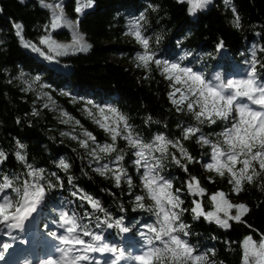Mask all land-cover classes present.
<instances>
[{"label": "trees", "instance_id": "obj_1", "mask_svg": "<svg viewBox=\"0 0 264 264\" xmlns=\"http://www.w3.org/2000/svg\"><path fill=\"white\" fill-rule=\"evenodd\" d=\"M61 2L65 13L77 21L78 30L90 47L88 51L56 57L57 64L53 65L25 51L18 42L15 26L21 25L22 37L36 43L50 33L69 38L68 32L61 28L49 31L51 12L38 0H0V151L8 156L0 164V175L27 179L25 164L15 158L19 142L24 145L27 163L43 170L46 179L41 183L48 179L55 182L53 172L63 183L62 188L47 192L38 209L37 246H42L43 236L51 235L45 226L58 219L61 202L65 201L79 214L91 212L72 196L77 188L99 200L113 221L121 219L123 226L130 228L125 236L115 227L95 228L94 219L91 223L83 221L89 223L92 231L115 240L117 248L125 253L132 247L145 245L140 243L137 232L142 225L156 221L151 212L136 207L137 195H145L146 207L152 202L145 194L142 170L134 165L133 150L127 141L118 138L117 147L123 150L121 163L132 179L131 188L123 181L117 187L114 180L93 169L88 151L80 147L78 139L70 136L61 112L51 109L52 104H49L56 103L76 117L97 142L110 143L108 135L82 113L83 106L90 101L118 109L145 142L164 135L183 144L194 158L188 165L189 171H183L170 158L164 160L159 169L160 175L172 181L175 190L181 189L182 207L189 209L181 219L190 226V235H179L198 253L214 250L215 255L209 256L211 263L208 264H242L244 238L252 235L258 241L264 234V176L251 185L245 184L244 191L237 195L227 175L211 176L206 172L204 163L211 160V147L198 143L197 137L183 140L182 129L198 126L215 143L226 123L197 125L190 113L176 111L169 100L170 82L161 74V69L155 64L150 65V70L138 66L137 56L143 54V48L131 34V27L132 23H139L156 59L192 67L206 78L219 75L222 81L230 80L233 73L239 78L238 71L244 70L252 58L251 47L258 45L260 49H255L256 59L260 61L258 75L264 78V67H261L264 65V0H231L229 5L224 0H212L204 10L194 14L189 12L188 3L178 0H93L90 7L83 2L79 13L74 10V0ZM233 7L240 17L239 28L234 26ZM221 43L223 48H220ZM40 46L46 49L43 44ZM36 77L39 79L34 83ZM29 85L31 90H28ZM46 103L48 108L44 107ZM34 111L38 115H33ZM169 152L180 155L174 148H169ZM61 160L70 164L67 172L58 167ZM190 176L199 179L205 189L204 196L187 192L186 181ZM69 177H73L72 184L68 183ZM218 191L248 205L250 211L243 217L245 223L230 221L232 226L224 229L203 217L193 219L192 199L202 201L204 211L208 212L212 209L210 197ZM92 215L104 219V213Z\"/></svg>", "mask_w": 264, "mask_h": 264}, {"label": "snow or ice", "instance_id": "obj_2", "mask_svg": "<svg viewBox=\"0 0 264 264\" xmlns=\"http://www.w3.org/2000/svg\"><path fill=\"white\" fill-rule=\"evenodd\" d=\"M77 2L79 4V0ZM178 2L188 3L189 12L195 13L197 10L206 8L211 0H178ZM92 3L93 0H88L87 6L90 7ZM224 3L229 5L231 0H224ZM41 6L53 10L52 29L64 26L62 4L57 3L53 6L41 0ZM82 7L78 6L75 11L81 12ZM232 12L234 26L239 28V14L234 7ZM15 27L16 35L23 40L22 26L17 24ZM131 34L143 48V54L137 56L138 66L150 70V65L155 64L158 69H161V74L170 82L169 100L176 111L190 113L197 125H217L218 121L226 123V127L217 134L218 138L215 143L198 126L189 125L182 129L183 140L197 137L198 143L211 147L212 162L206 164V170L215 172L220 177L227 175L232 191L237 195L244 191L245 184L251 185L257 178L264 176V78L258 75L257 66L260 61L256 59L255 51L252 52L251 60L247 62L249 67L245 78L222 81L217 75L214 80H208L202 73L194 71L192 67L156 59L151 54L149 39L142 35L139 23L132 26ZM40 43L47 46V54L28 42L24 43V47L31 48L33 52L39 53L49 61L70 52L88 51L90 47L83 42V36L79 34L74 35L71 45L59 44L50 37H45ZM220 48H223L222 43ZM38 79L39 77H36L33 82L35 83ZM28 90H31V85ZM47 98L51 101L50 96ZM88 103L91 106L86 107L84 111L94 123L104 130L111 142L100 144L92 133L82 130L84 138L79 140L80 147L86 149L92 160L96 162L115 153L111 161L116 165L115 167L103 164L95 171L101 176L114 180L117 187L123 181L131 188L132 179L121 163L124 160L123 150L117 147L118 138L126 140L135 156L134 165L138 169H145L142 177L143 189L147 198L152 202L146 207L145 195H137L135 197L136 207L151 212L156 217V221L146 226V232L141 233L146 240L147 250L140 255L126 257L122 250L104 243V237L92 231L89 223L94 219L95 228L100 229L106 226L112 229L115 227L122 233H128L130 228L123 226L121 219L113 221L99 200L77 188L72 192V196L82 201L91 209V212L85 211L79 214L73 209L71 213L69 211L60 213L59 226L63 229V234L51 233V235L62 246L58 249L61 255L58 260H48L46 264H84L90 261L89 253L97 252L111 253L114 259L110 264H120L126 259H130L134 264H208L209 256H214L215 251L199 254L198 250L190 246L186 240L181 239L180 233L184 236L190 235V226L181 219L189 209L182 207L184 200L180 195L181 189L173 191L172 181L159 173V169L163 167L162 162L168 158L183 171L188 172V165L194 162V158L179 140L173 141L164 135H156L151 142H145L133 131L127 116L118 109L98 107L90 101ZM44 107L48 108L49 104L46 103ZM33 115H38V113L34 111ZM61 117L63 123L79 125V121L74 120L66 112L61 111ZM147 119L151 121V117ZM76 138L73 137V139ZM169 148L176 149L180 154L179 157L175 153H170ZM17 149L15 158L25 164L27 179L21 180L16 175H0V225L10 230L23 231L25 222L29 221L38 211L47 192L57 187L62 188L63 183L55 172L51 173L52 177H56L55 182L48 179L45 183H41L46 179L43 170H38L27 163V158L23 154V144L17 142ZM7 159V154L0 151V164ZM58 167L67 172L70 164L61 160ZM68 183H73V177L68 178ZM186 187L187 192L193 196L205 195V189L195 176L189 177ZM210 201L215 210L205 212L202 201L193 200V207L190 209L193 219L198 220L203 217L224 229L232 226L230 221L238 224L245 223L243 217L250 211L245 203L233 204L223 192L212 195ZM233 209H235V215L231 214ZM95 212L104 213V219L99 216L94 217L92 213ZM220 213H223V218L219 215ZM85 220L89 223H83ZM248 227L251 226L248 225ZM84 237L89 239L85 240ZM11 247V244L3 245L5 252ZM2 258L0 256V259ZM90 264H100V262L91 261ZM242 264H264V234L260 235L258 241L252 235L244 238Z\"/></svg>", "mask_w": 264, "mask_h": 264}, {"label": "rangeland", "instance_id": "obj_3", "mask_svg": "<svg viewBox=\"0 0 264 264\" xmlns=\"http://www.w3.org/2000/svg\"><path fill=\"white\" fill-rule=\"evenodd\" d=\"M62 0H44V3L46 4H51V5H56L57 3H60L62 4L61 2ZM212 1V0H211ZM39 4L41 5V0H38ZM74 10L78 7V6H82V3L84 2L85 5L87 6V3H88V0H79V4L77 2V0H74ZM190 7V5H189ZM83 8V7H82ZM50 12H51V16H52V9H49L47 8ZM205 9V8H204ZM204 9H201V10H204ZM78 13V12H77ZM194 14V13H192ZM51 21H52V18H51ZM63 24L64 26L63 27H58V28H61V29H65L68 34H69V38H59L57 37L56 35L50 33V34H47V35H44L42 37L39 38V43H36V42H33V41H30V40H27L25 38H23V40L21 39V37H18L17 36V39H18V42L19 44L25 49V51L29 52V53H32V54H36L37 57H40V58H44V56H41L39 53L37 52H33L31 50V48H26L24 47V43L25 42H28L30 44H33L35 45L37 48H39L41 51L45 52L47 54V46L44 45L46 47V49H44L43 47L40 46V41L42 39H44L45 37H50L52 40H54L55 42L59 43V44H62V45H71L72 42H73V37L75 34H79L81 36L82 33L78 30V27H77V21H75L71 16L67 15L64 11V21H63ZM135 25V23H132V26ZM75 26V27H73ZM132 29V27H131ZM55 29H52L51 28V22H50V25H49V31H53ZM17 31V29H15V32ZM83 42L87 45L88 42L85 40L84 36H83ZM260 49L258 45H255V46H252L251 47V50H250V53L252 54L253 51H255V49ZM71 53V52H70ZM51 64L53 65H56L57 64V60L55 58V60L53 61H49ZM170 62V61H169ZM244 61H241L240 63H243ZM170 63H178V62H170ZM181 66H184V65H181ZM249 67V64L246 63V65L244 66V70H241V71H238V74H239V78H236L234 73L233 74H230V79L234 80V79H241V78H245V74H246V70L248 69ZM257 68L259 69V67L257 66ZM258 72H260V70H258ZM215 76L217 75H212L210 77H207L206 79L208 80H214ZM177 87H179V85H177ZM177 97H179V93H177ZM92 104L98 106V107H105V108H108L110 107L109 104H104V105H97L96 103H93L91 102ZM49 104H52V106L50 107L51 109L53 110H56V111H63V112H66L64 110H62L60 107H58V105L56 103H49ZM91 105H89V103L87 105H84L83 106V114L87 116L86 112L84 111V109L86 107H90ZM95 111V110H94ZM67 113V112H66ZM69 114V113H68ZM61 115V114H60ZM71 117L74 118V120L76 121H79L76 117H74L73 115L69 114ZM88 117V116H87ZM62 118V117H61ZM91 121H93L92 119H90ZM66 126L67 128L69 129L68 130V133L70 134V136L72 137H77L76 139L80 140V139H83L84 137L82 136V130H85L82 128V125L79 121V125H74L72 123H66ZM99 127V126H98ZM100 128V127H99ZM101 129V128H100ZM103 130V129H102ZM104 131V130H103ZM100 143V142H98ZM100 144H104V143H100ZM133 153V151H132ZM157 155V154H156ZM88 157H89V162L92 164L93 166V169L95 170L96 168L100 167L101 165L103 164H108L109 167H115L116 165L111 163V161L114 159V157H105L104 159H101L99 162H96V161H93L91 156L88 154ZM134 160H135V156H134ZM212 160L210 161H205L204 163V166H206V164L208 163H211ZM142 170V177L144 175V172H145V169L141 168ZM206 170V168H205ZM207 173H209L211 176H214L216 175L215 172H211V171H207ZM166 179H169L167 177H165ZM170 180V179H169ZM173 191H175V189L173 188ZM218 192H222V191H218ZM217 193V192H216ZM216 193H213L212 195L216 194ZM224 193V192H223ZM211 195V196H212ZM197 197H200V196H197ZM227 197V196H226ZM227 199L233 203V204H239V203H242L240 200L238 199H234V198H229L227 197ZM193 200H198V199H192V202ZM63 201V200H62ZM61 207L58 208V219L56 221H52V222H49L45 228H47L51 233H56L57 235H61L63 234V229L59 226V216H60V213L62 211H69L71 213L72 211V208H69L68 205L65 203V201L61 202ZM192 207H193V203H192ZM214 206L212 205V209L210 211H214ZM232 215H235V209L232 210ZM222 218H223V213H220L219 214ZM149 224H144L141 226L142 229H140L138 232H137V235H138V239L140 240V243H143L145 244L144 246L142 245H139V246H136V247H132V249L129 251V253H125L122 249H119V250H122L125 254L126 257H131V256H134V255H140L142 254L144 251L147 250V243H146V240L141 236V233L142 232H146V226H148ZM152 225V224H151ZM19 229H8L6 226L4 225H0V256H2L3 258L0 259V263H3V261L8 257V249L6 252L4 251L3 249V245L4 244H11L12 247L11 248H16L17 246H20L22 243H23V240H25L26 238V234L24 233V231H20V234H16L18 232ZM98 234H100L98 231H94ZM50 233V234H51ZM124 235L126 236V233H124ZM104 237V243H107L110 247H115L117 248V242L115 240H112V239H109V238H106L105 236ZM85 240H88L89 238L87 237H84ZM42 246H36V248H34V251H30V252H25V254L23 255V257H17L15 258V262L13 264H46V261L48 260H58L60 258V252L58 251V249L60 247H62L60 244H59V241L57 239H54L52 237V235L50 236H45L44 237V241H42ZM139 243V242H138ZM47 249V250H46ZM118 249V248H117ZM37 250V251H35ZM36 252V253H35ZM201 254V253H199ZM89 257H90V261L88 262H84V264H90L91 261H99L100 264H105V262H107V264H110V262L114 259V257L112 256L111 253H89ZM241 262H242V257H241ZM208 263H211V260L209 259ZM120 264H134L133 261H131L130 259H126V260H122L120 262Z\"/></svg>", "mask_w": 264, "mask_h": 264}, {"label": "bare ground", "instance_id": "obj_4", "mask_svg": "<svg viewBox=\"0 0 264 264\" xmlns=\"http://www.w3.org/2000/svg\"><path fill=\"white\" fill-rule=\"evenodd\" d=\"M25 231H26V228H25ZM16 234H20V231L18 230V232ZM27 236L28 233H25ZM47 250V249H46ZM37 251V250H35ZM38 252V251H37ZM36 253V252H35ZM18 255V254H16ZM20 257H23V256H20ZM15 262V256H8L4 261L3 263H0V264H13Z\"/></svg>", "mask_w": 264, "mask_h": 264}]
</instances>
